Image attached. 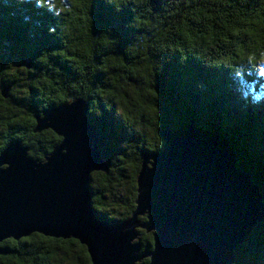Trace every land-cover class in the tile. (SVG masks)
I'll return each instance as SVG.
<instances>
[{
	"label": "trees",
	"instance_id": "1",
	"mask_svg": "<svg viewBox=\"0 0 264 264\" xmlns=\"http://www.w3.org/2000/svg\"><path fill=\"white\" fill-rule=\"evenodd\" d=\"M263 59L264 0H0V151L20 141L44 159L61 138L34 132L35 115L82 97L111 161L90 180L103 220L131 215L142 153L186 122L227 138L264 201ZM0 247V264H91L74 238L32 233ZM234 264H264V221Z\"/></svg>",
	"mask_w": 264,
	"mask_h": 264
},
{
	"label": "water",
	"instance_id": "2",
	"mask_svg": "<svg viewBox=\"0 0 264 264\" xmlns=\"http://www.w3.org/2000/svg\"><path fill=\"white\" fill-rule=\"evenodd\" d=\"M35 120L34 132L61 139L44 160L20 141L0 151V243L40 233L77 239L91 264H234L235 249L264 221L260 188L219 131L164 128V147L142 153L131 215L112 223L92 207L91 174L107 173L111 161L88 101L69 97ZM139 230L152 234L150 247Z\"/></svg>",
	"mask_w": 264,
	"mask_h": 264
},
{
	"label": "rangeland",
	"instance_id": "3",
	"mask_svg": "<svg viewBox=\"0 0 264 264\" xmlns=\"http://www.w3.org/2000/svg\"><path fill=\"white\" fill-rule=\"evenodd\" d=\"M22 62H23V60H22ZM259 65H260L259 70H262V68L264 69V59H263V62H262L261 64H259ZM24 67H26V66L24 65ZM26 68H28V67H26ZM263 78H264V73H263ZM51 109H52V108H51ZM45 110H46V109H45ZM45 110H44V111H45ZM41 114H43V112H41ZM93 123H94V122H93ZM98 123H99L98 121H97V123H94V124L96 125L97 128L100 127V126L98 125ZM45 130H46V129H45ZM42 131H43V130H42ZM52 131H53V130H52ZM54 133H55V132H54ZM57 144H58V143H57ZM57 144H56V145H57ZM54 146H55V145H54ZM26 147H27V146H26ZM104 147H105V146H104ZM102 148H103V147H102ZM48 153H49V152H48ZM48 153H47V154H48ZM47 154H46V155H47ZM28 155H29V148H28ZM30 156H31V155H30ZM31 157H32V156H31ZM34 159H35V158H34ZM42 160H44V159H42ZM110 167H111V166H110ZM101 172H102V171H101ZM89 186H90V183H89ZM122 191H123V190H122ZM92 199H93V196H92ZM92 207H93V200H92ZM112 223H115V222H112ZM1 243H2V242H1Z\"/></svg>",
	"mask_w": 264,
	"mask_h": 264
},
{
	"label": "clouds",
	"instance_id": "4",
	"mask_svg": "<svg viewBox=\"0 0 264 264\" xmlns=\"http://www.w3.org/2000/svg\"><path fill=\"white\" fill-rule=\"evenodd\" d=\"M37 2H38V3H43V2H44V0H37Z\"/></svg>",
	"mask_w": 264,
	"mask_h": 264
},
{
	"label": "bare ground",
	"instance_id": "5",
	"mask_svg": "<svg viewBox=\"0 0 264 264\" xmlns=\"http://www.w3.org/2000/svg\"><path fill=\"white\" fill-rule=\"evenodd\" d=\"M53 238V237H52Z\"/></svg>",
	"mask_w": 264,
	"mask_h": 264
}]
</instances>
